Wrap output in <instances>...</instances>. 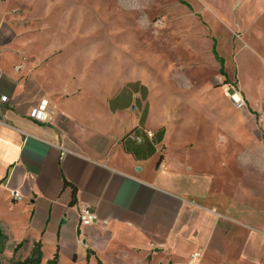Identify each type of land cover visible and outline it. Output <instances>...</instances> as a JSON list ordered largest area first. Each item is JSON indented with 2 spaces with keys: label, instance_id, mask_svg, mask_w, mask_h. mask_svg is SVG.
<instances>
[{
  "label": "crops",
  "instance_id": "crops-1",
  "mask_svg": "<svg viewBox=\"0 0 264 264\" xmlns=\"http://www.w3.org/2000/svg\"><path fill=\"white\" fill-rule=\"evenodd\" d=\"M186 1L187 8L197 7L196 0ZM210 2L207 10L193 11L207 20L211 53L228 81L217 30L224 25L232 42L241 40L242 30L224 24L220 0ZM237 4L233 0L230 11ZM252 10L243 7L244 33ZM13 64L0 53V99L6 97L0 101V230L8 243L26 241L30 252L40 242L45 263L58 251L59 264H143L144 258L183 264L199 251L222 264H264V139L256 150L243 151L242 165L218 164L216 152L204 159L174 156L164 146L176 121L154 116L146 86L123 87L105 105L52 104L32 83L24 84ZM245 72L238 85L253 106L249 84L264 88L258 87L260 76ZM41 101H47L49 122L30 118ZM11 191L21 199H12ZM81 206L95 211L93 225L80 226Z\"/></svg>",
  "mask_w": 264,
  "mask_h": 264
},
{
  "label": "rangeland",
  "instance_id": "rangeland-1",
  "mask_svg": "<svg viewBox=\"0 0 264 264\" xmlns=\"http://www.w3.org/2000/svg\"><path fill=\"white\" fill-rule=\"evenodd\" d=\"M210 1L196 0L193 7L207 10ZM220 1L224 24L242 30L241 40L233 42L224 25L217 30L227 82L211 53L207 20L182 4L186 0H0V53L12 57L24 84L32 83L41 100L52 104L105 105L123 87L146 86L154 116L176 121L164 150L189 159L216 152L218 164L242 165L243 151L256 150L264 139V93L249 84L255 101L249 106L238 85L251 69L250 77L260 76L258 87L264 88V1L240 0L235 11L233 0ZM243 7L254 8L245 16V33ZM234 94L244 102L240 110L230 99ZM15 246L6 242L0 264L29 255L25 245L13 256ZM199 253V264H222ZM143 264L154 263L144 258Z\"/></svg>",
  "mask_w": 264,
  "mask_h": 264
},
{
  "label": "built area",
  "instance_id": "built-area-1",
  "mask_svg": "<svg viewBox=\"0 0 264 264\" xmlns=\"http://www.w3.org/2000/svg\"><path fill=\"white\" fill-rule=\"evenodd\" d=\"M264 1V0H263ZM230 99L233 103V105L236 107V109L240 110L241 108L244 107V102L242 101L241 97L239 94H234L230 96ZM6 97H2L0 99L1 102H5ZM47 108V101H41L40 104L33 109L30 112V118L38 121V122H49L51 121V118L49 116V113L46 111ZM145 136L148 139L153 138V133L149 130L144 131ZM132 139L136 143H141L142 138L139 136H132ZM66 152L62 150L61 157L64 156ZM10 195L12 199L19 201L21 199L20 194L17 191H11ZM78 219H79V224L81 227H88L93 225L97 221V216L95 214V211L91 209L89 206H81L78 209ZM201 260V254L197 252L191 253L185 260L184 264H199Z\"/></svg>",
  "mask_w": 264,
  "mask_h": 264
},
{
  "label": "trees",
  "instance_id": "trees-1",
  "mask_svg": "<svg viewBox=\"0 0 264 264\" xmlns=\"http://www.w3.org/2000/svg\"><path fill=\"white\" fill-rule=\"evenodd\" d=\"M219 63L221 66L220 74L224 76V73L222 71V61L219 60ZM225 82H227L226 78H225ZM6 242H7V237L0 230V256L2 255L5 249ZM26 244H27L26 241H22L21 243L17 244L12 251L13 256L16 255L18 251H20ZM91 254L92 253L90 251L87 252V259L91 256ZM42 259H43L42 245L40 242H38L32 244L29 255L26 258H24L23 260H17L14 262V264H42ZM45 264H59L58 251H56L52 259L46 261ZM97 264H102V263L99 260H97Z\"/></svg>",
  "mask_w": 264,
  "mask_h": 264
}]
</instances>
